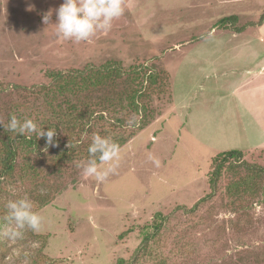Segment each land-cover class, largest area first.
<instances>
[{
	"label": "rangeland",
	"instance_id": "1",
	"mask_svg": "<svg viewBox=\"0 0 264 264\" xmlns=\"http://www.w3.org/2000/svg\"><path fill=\"white\" fill-rule=\"evenodd\" d=\"M62 3L0 0V123L24 89L48 85L57 72L111 63L123 68L120 83L93 101L127 95L143 80V109L111 113L116 123L125 118L114 127L128 142L102 182L84 175L94 159L82 149L64 163L22 161L28 180L0 196V264H264V180L231 194L248 177L240 161L224 168L214 192L209 184L222 152L243 151L248 164L264 167V24L256 26L264 0H123L110 30L79 43L57 34ZM234 15L236 23L221 24ZM140 121L148 122L143 131L134 126ZM22 198L33 201L42 228L10 241L7 204Z\"/></svg>",
	"mask_w": 264,
	"mask_h": 264
},
{
	"label": "trees",
	"instance_id": "2",
	"mask_svg": "<svg viewBox=\"0 0 264 264\" xmlns=\"http://www.w3.org/2000/svg\"><path fill=\"white\" fill-rule=\"evenodd\" d=\"M237 21L238 16L234 15L223 18L221 24L230 26ZM263 24L264 13L256 26ZM248 26L238 28L236 32L240 33ZM122 72L123 68L118 63L107 64L101 68L89 67L83 71L57 72L51 75V82L48 85L24 89V96H20L19 101L11 105L6 120L0 123V196L7 192L8 187L16 184V180L21 182L28 180L30 172L32 173L29 170L30 164L29 162L22 163V161L29 160V156H54L57 163H64L72 160L75 154L82 149L84 156L94 159L96 163L100 162V154H90L88 152L89 146L85 143L87 142L86 138L97 134L95 131L101 127L106 128L103 133H100L101 136L112 135V141L121 147L128 142V139L123 137L124 135L116 133L114 127L116 125L118 126L117 129L123 128L125 118L121 119L120 117L118 119L120 121L116 123L110 115L115 111V115L119 116L120 114H116V112L126 111V109H131L135 114L142 112V99L146 96L143 91V80L138 82V87L127 95L123 92H117L114 93V98L106 101L100 99L96 102L92 98L96 93L115 88L120 83ZM149 83L155 85L156 78L151 76ZM126 101L128 107H126ZM144 111V117L147 118L151 112L150 107H146ZM12 115H16L20 120L33 119L38 128L45 131L49 128L55 129L54 145H48L46 138H38L35 133L29 136L8 131L7 125ZM134 126H137V131H143L147 128L148 122L140 121ZM240 161L243 164L242 168L248 172V177L244 180L241 179L240 182L236 181L237 183L229 188L231 194L238 193L239 189L242 188L251 190L258 181L264 180V167L248 164L244 160L243 151H226L213 158L214 170L209 178L213 192L224 168L229 169L230 167L227 166ZM17 173L21 174L19 179L16 178ZM39 202L40 206H47L51 200L48 199L47 195H43ZM198 205H195L191 210L196 209ZM159 217L162 215L159 214ZM161 228L162 224L157 223L154 227L155 234L160 232ZM151 239L152 236L147 235L142 246L147 245ZM118 264H125V261L119 260Z\"/></svg>",
	"mask_w": 264,
	"mask_h": 264
},
{
	"label": "clouds",
	"instance_id": "3",
	"mask_svg": "<svg viewBox=\"0 0 264 264\" xmlns=\"http://www.w3.org/2000/svg\"><path fill=\"white\" fill-rule=\"evenodd\" d=\"M124 11L123 0H63L55 12L57 34L64 40L76 43L89 41L97 33L110 30L112 22L121 17ZM52 14L50 11L43 17L46 25L50 23ZM7 130L29 136L35 133L38 138H46L48 145H54L56 136L55 129L49 128L47 131L39 129L33 119L20 120L16 115L10 117ZM121 151V146L111 138L94 134L88 152L93 155L99 153L100 164L98 165L95 160L90 161L86 167H83L84 175L95 177L97 181H104L115 171L121 158ZM103 165L108 166L102 169ZM7 208L8 219L15 224L14 228L3 232L10 241L22 238L24 233L21 230L25 228L32 232L41 230L43 217L34 210L35 205L30 199L9 201Z\"/></svg>",
	"mask_w": 264,
	"mask_h": 264
},
{
	"label": "crops",
	"instance_id": "4",
	"mask_svg": "<svg viewBox=\"0 0 264 264\" xmlns=\"http://www.w3.org/2000/svg\"><path fill=\"white\" fill-rule=\"evenodd\" d=\"M263 27H261L260 29H262Z\"/></svg>",
	"mask_w": 264,
	"mask_h": 264
}]
</instances>
